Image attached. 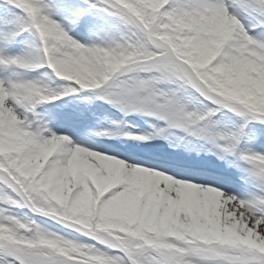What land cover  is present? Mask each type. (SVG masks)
<instances>
[{"label": "snow or ice", "instance_id": "1", "mask_svg": "<svg viewBox=\"0 0 264 264\" xmlns=\"http://www.w3.org/2000/svg\"><path fill=\"white\" fill-rule=\"evenodd\" d=\"M94 10L129 26L123 42L86 45L70 34L100 29ZM27 31L40 43L8 54ZM45 66L47 80L72 83L56 91L0 76V264H264V152L255 151L264 147V0H0V69ZM85 90L205 141L210 148L169 147L207 151L222 166L173 174L163 161L128 162L52 131L45 121L82 129L92 114L65 106L42 116L38 106ZM229 112L238 124L209 127ZM226 183L247 191L238 197Z\"/></svg>", "mask_w": 264, "mask_h": 264}, {"label": "rangeland", "instance_id": "2", "mask_svg": "<svg viewBox=\"0 0 264 264\" xmlns=\"http://www.w3.org/2000/svg\"><path fill=\"white\" fill-rule=\"evenodd\" d=\"M94 15L102 21V27L100 29L95 30L94 32L88 33L86 32V35L93 39V43L81 40L75 35H73V31L70 32L71 35L78 41L85 43L86 45H101L103 46L104 43L111 42L113 40L123 42V39L126 38L128 33V27L123 22H121L116 17L108 16L107 14L103 13L102 11L94 10ZM77 32V31H75ZM24 34V37L22 35ZM95 40V41H94ZM40 43L38 36L34 34V31H27L22 32L21 35L16 39V41L13 43V47H15L20 53L28 51L29 46H35ZM12 48V45L9 47ZM7 49V53L10 55H14L13 51L10 49ZM50 72V69H48L46 66L39 68L34 71H24L21 69H9V70H2L0 69V76H4L7 79H16L20 76L26 79H37L42 80L44 83L48 84L52 89L56 91H60L62 88L66 87L68 84L72 82H65L58 78H55L53 76L52 80L49 81L46 79L45 74ZM128 75H134V73H129ZM143 75V74H142ZM126 77H120V79H125ZM161 88H167L168 85L161 84L159 85ZM100 90H85L78 93H68L61 95V98L58 99V101H65V102H75V103H81L86 104L88 107L95 106L97 108L95 114L102 115L103 120L99 121L98 123H95V126L87 133L88 139L94 141L98 140L96 142H104L107 143L110 146L119 152L118 147H116V143L118 144L119 139H122L123 141H127V138L129 135V131L133 132L135 135H145L150 137L149 139L145 141H139L135 140L133 138H130L131 144H140L144 145L147 149H159L157 151H160L166 156H160L161 159L165 161H176V160H182L185 161L188 160L187 158V152L183 147L180 148H173L169 147V144H184L187 140H192L195 142L196 146L199 147L203 145L204 149H208L211 147V145H208L205 141L199 140L197 137H189L187 136L183 130L181 129H175V128H167L166 122L158 120L156 117L148 116L143 113H129L124 114L120 112L115 107H110L112 105L108 104L106 101H103L99 99ZM57 101V100H55ZM51 102V101H50ZM45 103V102H44ZM45 106V105H44ZM199 107V105H197ZM113 108V109H111ZM23 111V110H21ZM38 111V110H37ZM122 116V117H121ZM125 120V121H124ZM142 121H146V124L142 123ZM216 122H220L221 124L232 126L234 124H238L239 118L235 116L232 113H228L227 115H224L223 113H217L214 117H212L211 122L209 123V127H212ZM153 124V125H152ZM151 125V127L149 126ZM164 128L165 132L163 136H157L155 133L157 129ZM150 130V131H149ZM149 131V132H148ZM101 133H108L107 135L101 134ZM92 135V136H91ZM164 137H167L165 139ZM183 137L184 139H181ZM153 139V140H152ZM149 140H152L153 142H148ZM137 141V142H136ZM146 143V144H145ZM135 144V145H136ZM162 145V146H160ZM255 151L257 152H264V147L257 146L255 148ZM192 152V151H191ZM203 154H208L211 159L214 160V162H207L208 164H219L222 166V162L216 161L215 157L212 156L207 151H201ZM229 159H232L229 157ZM189 162V160H188ZM236 190L239 192L237 195L238 197L242 196L246 191L247 188L242 184H235ZM10 212L17 216L18 218L22 220H34L35 216L32 212L28 211L26 206H16V205H8ZM51 219V218H50ZM43 220V219H41ZM45 222V221H41ZM47 226V227H46ZM42 227L48 228L50 230L56 231L59 234L63 231L67 232L68 238L72 237L70 233H74V231H70L66 229L65 227L53 222L52 220H46L44 225ZM70 236V237H69ZM144 258L146 260L150 259V256L148 253H144Z\"/></svg>", "mask_w": 264, "mask_h": 264}, {"label": "bare ground", "instance_id": "3", "mask_svg": "<svg viewBox=\"0 0 264 264\" xmlns=\"http://www.w3.org/2000/svg\"><path fill=\"white\" fill-rule=\"evenodd\" d=\"M22 109H20L19 111H21ZM52 131L56 132L57 134H63V135H68L70 137V139L78 144H80L81 146H85V147H88L90 150H96V151H101L103 152L105 149L109 150L106 154H114V153H119V157L118 158H121V159H125L126 161L128 162H136V161H141V160H137L136 158L135 159H132L130 157H128L127 155H123L121 154L120 152L116 151L115 149H113L111 146H110V143L109 145L107 143H104V142H88V141H76V140H73L72 139V130L69 128V126L67 124H64L63 122L61 123H56V124H49L47 125ZM148 163V162H146ZM151 162H149L150 164ZM170 171L173 172V174L175 173H181V172H177V171H174L172 169H170ZM181 174H184V173H181ZM223 189L224 191H228L229 190V187L227 185H223ZM33 221H35L37 224L39 225H44V223L46 222L45 220H41V219H37L35 218ZM41 221H45V222H41ZM47 227V226H46ZM55 230V229H53ZM61 235H64V236H67V232L63 231L62 233H60ZM72 235V237L70 238H74L78 241H82V242H89V238L83 236V234H74V233H70Z\"/></svg>", "mask_w": 264, "mask_h": 264}]
</instances>
